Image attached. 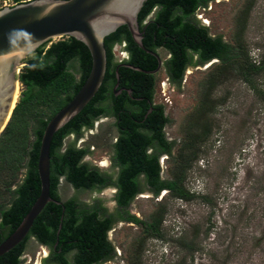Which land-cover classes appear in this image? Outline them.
Instances as JSON below:
<instances>
[{
    "label": "trees",
    "instance_id": "obj_1",
    "mask_svg": "<svg viewBox=\"0 0 264 264\" xmlns=\"http://www.w3.org/2000/svg\"><path fill=\"white\" fill-rule=\"evenodd\" d=\"M13 1L17 5L28 0ZM212 1L215 0H146L138 14L143 46L154 50L163 45L168 49L165 70L170 84L176 87L181 85L184 72L189 67L211 61L224 65L230 60L236 69L238 65L243 68L244 64V69H239L238 74L247 83H251L253 74L264 71V59L260 64L249 61L240 65L232 61L237 55L236 49L223 42L221 37L210 36L208 28L199 24L196 14ZM254 1L249 0L239 15L241 26L245 24ZM152 12L153 17L146 23ZM124 40L131 63L142 69L156 68L155 59L149 66L144 65L143 60L137 61L138 55L141 59L148 55L133 42L125 26L107 36L104 39L106 73L99 91L75 118L54 134L50 146V196L53 200L61 201L57 189L59 180L64 179L76 190L101 192L114 188L116 211L109 213L99 201L91 205L75 199L62 204L48 203L34 221L26 239L1 256L0 264H22L21 256L30 237L50 247V255L42 259V264L105 263L115 256L108 233L118 222H138L127 210L137 195L148 191L158 196L168 191L173 198L189 200L193 197L183 186L185 170L196 155L191 142L186 141L179 147L173 158L172 177L162 180L159 160L163 156L172 157L174 147V142L165 138L164 128L169 119L164 108L158 107L145 117L148 104L141 107V113L113 95L117 63L113 62L112 48ZM73 62L79 79L69 70ZM24 63L18 75L22 88L20 97L0 135V243L16 229L40 193L37 159L44 129L84 83L91 68V57L82 43L63 37L60 41L41 46ZM126 71L120 68L119 75L126 74ZM138 74L147 78L141 72ZM151 86L146 90L149 99ZM100 118L114 120L117 136L110 156V170L114 172L102 171L83 161L90 154L89 148L75 146L83 130H92L94 122ZM69 135H73L75 141L62 150L64 139ZM192 138H189L192 142L197 139ZM187 145L189 150L184 151ZM21 171L23 173L19 175ZM162 220L163 209L146 222L144 231L147 238L161 237ZM68 253L73 256L69 258Z\"/></svg>",
    "mask_w": 264,
    "mask_h": 264
},
{
    "label": "rangeland",
    "instance_id": "obj_2",
    "mask_svg": "<svg viewBox=\"0 0 264 264\" xmlns=\"http://www.w3.org/2000/svg\"><path fill=\"white\" fill-rule=\"evenodd\" d=\"M248 1L215 0L196 14L210 36L221 37L236 49L232 61L240 65L260 64L264 59V0L254 1L241 26L239 15ZM14 5L13 0H0V9ZM121 52L120 45L113 46L114 63L123 59ZM160 57L164 61L168 54L160 51ZM217 63L189 67L179 87L170 84L164 70L155 76V99L169 119L165 138L174 142L173 156L159 160L160 178L172 177L177 150L191 142L196 155L185 170L183 186L193 197L173 198L168 191L137 195L127 210L138 222L122 221L113 227L108 239L115 256L103 264H264V71L253 74L247 83L238 74L244 64L236 69L230 60ZM76 68L73 62L69 70L79 79ZM21 90L19 83L18 99ZM113 123L112 118L98 119L75 144L88 147L90 154L83 161L102 171H115L110 170L111 146L117 136ZM192 137L196 141H190ZM74 141L73 135L67 136L62 150ZM186 147L184 151L189 150ZM102 162L106 167L100 166ZM57 191L61 202L99 201L109 213L116 211L114 188L76 190L60 179ZM161 209V237L147 238L145 224ZM41 248L30 237L22 264H40Z\"/></svg>",
    "mask_w": 264,
    "mask_h": 264
},
{
    "label": "water",
    "instance_id": "obj_3",
    "mask_svg": "<svg viewBox=\"0 0 264 264\" xmlns=\"http://www.w3.org/2000/svg\"><path fill=\"white\" fill-rule=\"evenodd\" d=\"M145 1L28 0L0 9V135L15 108L12 109V105L19 85V69L32 53L46 43L71 37L82 43L91 57V68L84 83L44 129L37 159L40 193L16 229L0 243V257L26 239L48 203L62 204L50 196L51 141L54 134L75 118L99 91L107 65L104 39L125 26L138 48L157 58V70L161 67V60L142 43L138 14ZM119 67L115 72L117 81ZM117 85L118 82L114 88Z\"/></svg>",
    "mask_w": 264,
    "mask_h": 264
},
{
    "label": "flooded vegetation",
    "instance_id": "obj_4",
    "mask_svg": "<svg viewBox=\"0 0 264 264\" xmlns=\"http://www.w3.org/2000/svg\"><path fill=\"white\" fill-rule=\"evenodd\" d=\"M151 19H147L146 23L150 22ZM144 37V36H143ZM115 45H120L121 49H122V56L123 59L117 63V65H115V72L117 67L118 68V73H119V69L120 68H124L126 69V74H121L119 75L118 81L116 78V82L114 83V85L112 86V92L114 97L123 100V103H128V106H131L134 111H139L142 113V109L141 107L144 104H148V109L146 112L145 117H148L147 115H150L152 113H154V111L158 110V107H162V105H160L159 103L156 102L155 99V89H156V85L158 82H156V77L157 74L161 71L164 70V73L166 75V77L168 78L167 74H166V70H165V65L164 62L160 57V51H164L166 54H168V58H169V51L168 49L161 45V46H157L156 48H154V50H149L153 53H155L157 55V57L161 60V67L157 70L158 67V60L157 58H155L154 56H152L151 54L145 52L148 56H143L144 59L138 55L137 57V61H141L143 60L144 65L149 66V63H151L153 61V59H155L156 61V68L154 69H142L139 66L134 65L133 63L130 62V54L129 51H127L126 49V41H122L119 44H115ZM146 49V48H145ZM132 67V68H131ZM135 68V69H134ZM136 68H138L140 71H137ZM132 72H130V71ZM139 72L143 73L145 76L147 75V78H143L142 75L139 76ZM116 76V75H115ZM118 85L116 88L115 85ZM151 86V91H152V95H151V99H149V97L146 95V90H148L149 86ZM142 88V89H141ZM141 123H144L143 121ZM33 241L35 243H37L40 248H41V253H43L44 258L48 257L50 255V247L47 246L46 244H42L37 242L35 239H33ZM58 253H60V250H58ZM72 253H68V255H70ZM67 255V256H68ZM22 257V256H21ZM42 259L40 261V264H42ZM98 264V263H96ZM99 264H103V263H99Z\"/></svg>",
    "mask_w": 264,
    "mask_h": 264
},
{
    "label": "bare ground",
    "instance_id": "obj_5",
    "mask_svg": "<svg viewBox=\"0 0 264 264\" xmlns=\"http://www.w3.org/2000/svg\"><path fill=\"white\" fill-rule=\"evenodd\" d=\"M17 99H18V89H17L16 92H15V96H14V101H13L12 109H13V107L15 106V104H16V102H17ZM12 109H11V110H12ZM100 166H101L102 168H104V167H106V163H105V162H102V163H100Z\"/></svg>",
    "mask_w": 264,
    "mask_h": 264
}]
</instances>
